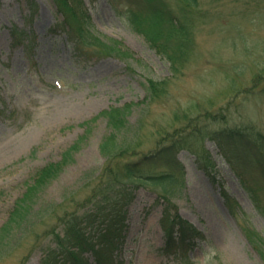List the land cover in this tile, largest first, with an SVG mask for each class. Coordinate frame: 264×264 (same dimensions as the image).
Instances as JSON below:
<instances>
[{"label":"rangeland","instance_id":"rangeland-1","mask_svg":"<svg viewBox=\"0 0 264 264\" xmlns=\"http://www.w3.org/2000/svg\"><path fill=\"white\" fill-rule=\"evenodd\" d=\"M199 1L203 17L192 23L191 54L181 75L173 76L169 62L119 17L118 11L130 6L127 0H82L91 29L102 39L119 41L131 55L125 60L77 54L54 0H0V227L35 171L58 161L69 147L77 149L38 193L33 209L61 202L83 178L97 176L105 163L100 143L112 132L101 113L123 107L126 129L141 126L139 144L146 152L175 128L201 126L190 146L203 147L214 168L209 174L200 169L188 149L175 154L182 183L173 201L178 214L205 237L186 252L189 263L158 250L164 245L163 205L145 187L122 209L115 250L119 263L264 264V183L258 181L259 171L250 160L230 163L210 139L219 130L264 137V0ZM13 28L25 34L13 37ZM148 78L168 79V95L144 102ZM222 110L225 120L203 119L206 112ZM160 168L158 164L149 172ZM246 184L263 186L256 193L258 201ZM104 225L96 221L94 229ZM95 232L89 231L93 250L100 246ZM27 240L0 258V264H18L28 254L32 238ZM50 245L46 237L24 264H40ZM93 250L73 251L85 260L81 264H96Z\"/></svg>","mask_w":264,"mask_h":264},{"label":"trees","instance_id":"trees-1","mask_svg":"<svg viewBox=\"0 0 264 264\" xmlns=\"http://www.w3.org/2000/svg\"><path fill=\"white\" fill-rule=\"evenodd\" d=\"M54 1L64 17L62 21L64 31L77 54L85 57L111 56L121 60L131 57L127 52H123L119 41L102 39L91 29L90 17L82 0ZM127 1L130 6L118 11L119 17L132 30L141 34L150 48L169 62L173 76L181 75L194 45L192 23L203 17L200 1ZM24 34L25 32L18 28L11 30L13 37H22ZM146 82L144 102L147 100L152 103L165 98L168 79L148 78ZM125 109L111 107L101 113L112 131L100 143V152L105 157L103 168L97 176L83 178L78 189L69 195H64L61 202H52L42 208L32 207L38 193L57 177L77 146L69 147L58 161L47 163L35 171L31 181L27 183L25 192L16 200L8 219L0 227V258L18 250L26 244L25 241L29 237L32 238V243L28 254L46 237H50L53 246L45 248L40 264L66 262L81 264L85 260H82L77 252L81 254L93 250L94 247L93 237L89 234L91 230L96 231L97 238L100 237V246L93 250L95 263L120 264L115 250L124 216L122 209L134 199L135 192L140 187H145L155 194L156 201H161L163 205L160 226L164 235V245L158 250L162 254L173 255L189 263L185 257L186 252L205 237L191 222L178 214L173 201L182 183V169L176 162L175 154L179 149H188L196 155L200 169L207 174L212 172L214 165L203 147L195 150L190 146L189 139L195 135L198 140L201 126L194 124L175 128L174 133L166 134L158 141L155 148L146 152L139 144L141 126L138 124L130 130L126 129ZM204 115L203 119L211 122L217 121L218 116L224 120L227 118L224 110L221 114L206 112ZM178 119L175 114L174 120ZM195 120L198 122L199 117ZM184 129L194 130L193 133H186ZM118 133H121V136L117 138ZM210 139L215 142L221 154L229 162L244 163L250 160L259 171V183H264V137L240 130H219L213 132ZM237 150L243 154L239 156ZM201 160L208 161L210 165H200ZM158 164L162 167L160 168L162 171L149 172V168ZM261 187L263 186L251 187L246 184V188L256 201H258L256 193ZM96 221L105 224L104 227L94 229ZM40 225L44 226L43 230H38ZM48 226L50 227L47 228ZM74 248L77 252L73 251ZM28 254L22 256L18 264H24ZM261 257L264 260V254H261Z\"/></svg>","mask_w":264,"mask_h":264}]
</instances>
